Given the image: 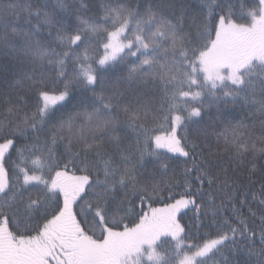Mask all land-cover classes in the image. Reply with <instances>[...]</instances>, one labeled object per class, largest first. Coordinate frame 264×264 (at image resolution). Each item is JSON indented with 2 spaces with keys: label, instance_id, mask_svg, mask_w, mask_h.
<instances>
[{
  "label": "snow or ice",
  "instance_id": "snow-or-ice-1",
  "mask_svg": "<svg viewBox=\"0 0 264 264\" xmlns=\"http://www.w3.org/2000/svg\"><path fill=\"white\" fill-rule=\"evenodd\" d=\"M0 54V264H264V0H0Z\"/></svg>",
  "mask_w": 264,
  "mask_h": 264
},
{
  "label": "trees",
  "instance_id": "trees-1",
  "mask_svg": "<svg viewBox=\"0 0 264 264\" xmlns=\"http://www.w3.org/2000/svg\"><path fill=\"white\" fill-rule=\"evenodd\" d=\"M32 2L35 3L37 2V0H32ZM187 2L195 6L199 4L200 0H187ZM248 2L250 6V0H248ZM48 3L50 5L54 4L55 0H48ZM33 23H35V21H33ZM6 60L10 61L11 57H6L5 55L0 54V63L5 62ZM14 79L15 77L12 76L11 73L7 75L0 74V92L10 91L11 89L8 88V83L10 82V80L14 81ZM20 94L23 95V93H20ZM221 107L223 108V105ZM31 110H34V109H30V111ZM224 110L229 112L230 115L234 118L233 123H243L249 126L255 125L257 129L259 128V121L261 119L259 112H257L256 109L253 108L251 105H245L242 100L238 101L234 105L232 103H229L227 108H224ZM215 117H216V109L214 107L210 110L206 109L203 119L200 120L199 125H192V127L188 129L189 135L195 136L196 135L195 129L197 127H201L204 125H211ZM181 134H183V130H181ZM254 134L256 136H259L258 131L255 132ZM212 139H213V143H215V137H213ZM257 156H259V154H257ZM181 161H182V158L180 161H173L174 166L178 164L182 168L183 164ZM260 162H264V159H261ZM244 175L246 176L247 173H245ZM251 179L255 182L253 186V190L258 192L260 180H261V175L259 171L257 172V175L253 176ZM245 183H247V180H245ZM193 191H195V189H193ZM205 191L206 193L209 191L207 184H205ZM166 195L167 193H165V196ZM249 198H251V194H249ZM201 200L206 202L208 200V196L205 195L201 198H198L197 203H200ZM165 202H170V201H165ZM218 203H219V200H217V204ZM154 206H162V204L154 205ZM247 207H251L254 211H256L257 213L256 223L259 224V219H258L260 215L259 199H257L256 201H253ZM247 207L244 209L245 214H247ZM184 211L186 212V214L182 217L181 223L188 226L193 235H196L198 231L201 235H203V233L205 232L214 231L213 228L209 227V225H211L212 220H213V217L210 214L205 216L202 210L200 219H201V222L204 224V227L198 229L197 224H196L195 209H192L191 211H187V210H184ZM227 214L228 213L225 212V215ZM256 247H257V250H259L258 244ZM225 258H227L231 262V264H243V262L248 259V257L243 252L230 251L229 249H223L221 253L218 254L217 257H215L214 259L218 261H223ZM252 264H255V257L252 258Z\"/></svg>",
  "mask_w": 264,
  "mask_h": 264
}]
</instances>
